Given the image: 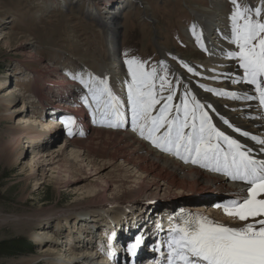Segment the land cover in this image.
<instances>
[{"label": "snow or ice", "instance_id": "obj_1", "mask_svg": "<svg viewBox=\"0 0 264 264\" xmlns=\"http://www.w3.org/2000/svg\"><path fill=\"white\" fill-rule=\"evenodd\" d=\"M230 3L233 8L228 17L229 29L221 39L234 47L223 50L222 54L225 59L235 61L237 71L219 73L212 78L223 76L232 84L252 87L243 93L203 84L199 87L233 100L257 101L258 108H264V0L257 7L241 5L239 0ZM190 31L201 49L208 51L198 25H191ZM124 63L130 77L124 83L132 130L185 164L198 165L246 186L214 205L225 216L242 223L232 226L200 213L181 211L173 218L176 223L169 228L163 242L166 254L156 264H264V133L253 134L218 113L175 73L170 76L164 61L150 70L139 57L125 59ZM180 63L188 73L199 75L188 64ZM68 75L87 89L81 99L88 107L96 106L93 115H98L100 123L110 128L124 126L125 102L114 93L108 78L82 70ZM181 87L183 92L177 97ZM176 99L179 103H174ZM75 123L71 116L65 121L70 135ZM141 243L142 238L137 237L128 251L135 256Z\"/></svg>", "mask_w": 264, "mask_h": 264}, {"label": "rangeland", "instance_id": "obj_2", "mask_svg": "<svg viewBox=\"0 0 264 264\" xmlns=\"http://www.w3.org/2000/svg\"><path fill=\"white\" fill-rule=\"evenodd\" d=\"M106 1L0 0V96L3 93L7 96L10 91L14 94L16 88L11 81V75L21 65L23 68L21 76L24 78L21 81L28 80L29 82L26 85L21 84L25 96L15 95L13 105L15 109L21 107V99L34 98L31 93L32 90L34 91V87L43 88V83L48 84L47 81L53 77L56 78L58 74L67 75L69 62L92 66L97 72H101V75L108 71L105 40L107 32L104 30L103 24L110 22L107 16L109 14H104L105 11L98 6L102 3L105 4ZM115 1L111 0L112 3ZM130 1L117 0L109 6V9H114L113 5L124 4L126 6ZM209 1L217 0H134L131 7L128 4V7L123 9L131 10V15H125L124 22L120 21L118 25L117 17L115 18L116 26L119 29L118 35L123 30L121 25L125 26L122 38L124 56L125 53L128 54L125 59L132 58L134 55L144 59L149 70L152 66H156L158 63L156 48L169 46L172 49L171 44L174 40L184 44L182 34L185 29L191 26L194 12L210 9ZM219 2L223 7L224 4L227 8L232 6L230 1L222 3V0H219ZM239 2L245 5L246 0H239ZM176 4L179 6L178 10H176ZM96 9L98 12L95 13ZM218 9L222 11L221 6ZM128 10L123 11V14ZM177 13L184 17H174ZM177 21H182V25H177ZM185 21H189L187 25H185ZM104 31L105 34H103ZM160 40L163 43H160ZM31 50L35 60L26 61L24 53ZM145 55H148L147 58ZM150 55L152 56L150 57ZM160 57L159 55V59ZM213 63L207 62L206 65L213 66ZM29 72L41 79L42 84L29 79ZM20 78L16 77V81L20 82ZM17 89L21 90V88ZM40 93L42 94V92ZM9 96L12 97V95ZM29 109L32 112L34 110L38 112L34 106ZM16 126L17 123L10 119H0V244L8 243L10 246L16 247L15 243L22 240L30 244L32 249L29 252L7 255L2 254V247H0V264H46V261L42 259L32 261L33 256L37 254V249L43 246L32 237L35 230L38 227L41 228V224L36 220L37 217L52 215L54 218L49 217L50 221L57 219L52 224L42 225L46 232L56 230L55 234L60 238V234L63 233L59 231L60 226L57 223L59 220L63 221L60 215L74 208L88 205L94 201L96 194L103 195L106 199L115 198L114 196L121 194L113 182L118 176H123L122 178H127L130 182L143 181V179L139 177L140 173L133 171L130 166L101 162L98 159V167L94 168L95 171L91 170L90 166L84 169L81 168L83 166H78V169L75 168L74 171L73 169L62 171L65 169L62 168V173L59 175L56 169L50 172L48 167L40 165L36 167V173L33 174L30 172L27 162L33 152H37V150L34 148V151L27 145L25 147L24 140L19 142L16 140L20 133ZM62 144L63 140L56 139L54 136V139L43 141L40 144L42 148L40 147L37 153L42 152L41 149L45 151L49 147L58 150ZM47 159L42 157L39 162L43 160L42 162L46 164ZM70 163L72 162L70 161ZM50 166L54 167L55 165ZM32 174L33 178H29ZM42 174L44 175L41 179ZM92 192L95 195H91ZM163 200L162 198L160 201ZM142 215L144 218V213ZM136 217L126 220L130 227H132V222H138ZM69 223L71 224V222ZM74 225L78 224L74 223ZM108 225L106 223L105 227ZM124 225L128 226V224ZM70 234L69 231L66 242L69 237H72ZM57 240L56 237L53 240V243L57 244L55 253L61 255L69 245L65 246V243L62 244ZM72 249L70 248L71 251Z\"/></svg>", "mask_w": 264, "mask_h": 264}, {"label": "bare ground", "instance_id": "obj_3", "mask_svg": "<svg viewBox=\"0 0 264 264\" xmlns=\"http://www.w3.org/2000/svg\"><path fill=\"white\" fill-rule=\"evenodd\" d=\"M121 2H124V0H121ZM111 4V0H107L105 4L102 3L98 6L100 9L105 11L104 14H109L107 16L110 22L104 23L103 26L104 30L108 29L107 25L112 26L110 33V38H112V40L110 41L111 44L109 54H111V57L113 58L112 54L114 48H116L117 40V38H115V36H117V26L115 22L116 16L114 10L118 9L121 5H113L114 9H109L107 5L111 6ZM218 8L219 7L214 6V11L209 14H194L195 18L198 20L196 25H198L199 30L203 32L205 43L207 38L206 31L210 27L229 29V25H223L217 22L221 15V10ZM94 12L96 13L98 10L96 9ZM189 38L193 42H196V39L191 31L189 32ZM206 47H208L207 44ZM209 49L211 50V48ZM33 55L34 53L32 50L24 53V56L27 59L26 61H31L32 59L35 60ZM212 59H216V57H213ZM213 64V66L218 65L216 62ZM103 75H106V78L109 80V70L105 71L101 76ZM111 82L117 86V89L114 88L115 93L118 91L119 94L122 95L125 91H127V87L124 86L123 83H120L115 77L111 80ZM205 82L214 84L216 83V79L207 78L205 79ZM187 84L191 86L190 82H187ZM55 85L56 83L54 82V86ZM193 86L195 89L198 88L196 84H193ZM18 90L19 89H16L14 94L10 91V93H7V96H5V93L0 96V119L6 118L16 122V128L20 131L16 140L18 142L20 140H24L25 147H32L33 150L35 148L37 152H39L40 147L42 148L40 145L41 141L39 139L49 141L51 139L49 135H51L53 128L59 125V122L57 120H49L44 124L41 121L43 118L39 115V112H36L35 110L34 112H32V110L30 112L28 111L26 106H28L29 103L25 101V99H21V107L19 109H15L13 106L15 95L22 97L21 90ZM9 95H12V97L10 98ZM33 96H35L41 104L43 94L40 93L39 88L34 90ZM205 99L211 100L209 93H206ZM42 106L44 107V105ZM67 112L70 111L67 110ZM55 130L57 129L55 128ZM92 134L93 136H91ZM92 134L83 140H78L76 138L66 141L63 140V144L58 147V150H54L52 147H49L45 151L41 149L42 152L40 153L33 152L32 157H30V160L27 162V165L30 167V172L35 174L37 170L36 167H39L40 165L41 167H48V171L50 172L56 169L59 175L64 170L69 171V169H73L74 171L75 168L78 169V166H83L81 167L83 169L90 166L91 170L95 171L94 168L98 167L97 161L99 160L101 162H111L113 164H124L125 166H130L133 171L140 173L139 177L142 178L143 181L130 182L127 178L124 179L122 178L123 176H118L113 182H115L114 184L116 185V189L121 194L114 196L115 198L111 197L106 199L103 195H95L94 192H92L91 195L94 194L96 196L93 202H90L88 205L83 207L74 208L67 211L65 214L60 215L62 220H65V218H75V223L78 224L79 219L83 217L84 220L82 219L80 221L81 224L78 226H84L83 229L85 231L93 233L94 229L90 227V225L88 227L89 223H87L90 219L88 221L85 220L86 217L90 218L91 214H108L109 210H112L111 212L117 218L118 216H127L126 212L135 208V210H130L131 213L126 218L131 220L137 216L136 220L139 221L143 220L142 213H144L145 216L156 214L161 215L165 214V212H171L174 208L183 207L185 210H190V207L192 206L200 208L209 203L208 200L197 199L195 196L193 197V195L200 193L203 188H206L208 193L211 194V184L214 183L215 178L201 174L200 171L194 167L189 168L187 166H182L164 156L155 154L148 150L141 142H138L125 134L120 136L119 133H113L107 130H95ZM35 139L39 142H35ZM42 157H45V159L48 158L46 160V164L42 162L43 160L39 162V159ZM70 161L72 163H70ZM50 165L55 166L53 167ZM62 168L65 169L61 171ZM33 174L29 176V178H33ZM43 175L44 174L41 175V179L43 178ZM145 182L148 183L145 184ZM157 193L158 195L156 196ZM146 194H148V196ZM154 195L156 198L153 197ZM98 196L99 200H96ZM149 196L153 198H149ZM143 197H146V203L135 205ZM162 198L167 199V201L161 202L160 200H162ZM157 202L160 203L158 204ZM127 207L130 208L126 209ZM49 217L53 216L40 215L36 218L38 223L41 224V228L37 226L38 228L35 230L32 237H34L35 241L42 243L43 246L40 248H38L39 246L37 247V254L33 256L32 261L42 259L46 261V264H103V261L99 263V260L95 258L94 255L87 249L83 250L78 255L76 253L77 250L72 249L71 251L69 247H65L66 249L63 254L56 255L55 251L57 244L53 243L54 236L49 232H46L44 229L45 227L43 226L50 223L51 218ZM66 223H68V225H66V228L69 229L68 232H71L69 221H66ZM126 224L129 226L128 222H126ZM81 230L82 228H79V231ZM71 239L72 237L68 238V240L72 241ZM75 248L78 249L80 246Z\"/></svg>", "mask_w": 264, "mask_h": 264}, {"label": "trees", "instance_id": "obj_4", "mask_svg": "<svg viewBox=\"0 0 264 264\" xmlns=\"http://www.w3.org/2000/svg\"><path fill=\"white\" fill-rule=\"evenodd\" d=\"M15 244H17L16 247L10 246L8 243H1L0 247H2V254L15 255L20 252H29L32 249L30 244L23 242L22 240H19V242H16Z\"/></svg>", "mask_w": 264, "mask_h": 264}]
</instances>
